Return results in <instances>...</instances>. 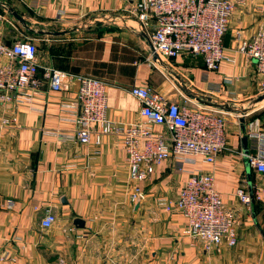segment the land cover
<instances>
[{
    "label": "crops",
    "instance_id": "0c3cea01",
    "mask_svg": "<svg viewBox=\"0 0 264 264\" xmlns=\"http://www.w3.org/2000/svg\"><path fill=\"white\" fill-rule=\"evenodd\" d=\"M234 1L223 44L235 62L223 61L218 71H207L201 56L151 57L148 35L132 12L136 0H0V35L7 43L29 31L38 33L40 79L30 100L0 107V119H17L0 130V254L9 252L16 259L7 264H264V176L248 170L242 142L248 131L264 135V107L246 108L262 94L255 61L237 51L239 34L250 37L264 27V0ZM4 5L27 26L17 24ZM48 67L103 78L108 116L120 125L143 122L165 131L141 115L139 101L128 91L132 85L151 86L180 102L185 86L249 114L242 122L232 117L239 113L223 111L227 145L215 164L197 159L181 171L175 160L157 165L140 183L146 196L136 209L122 136L106 135L99 144L94 137L88 144L79 142L78 84L53 91ZM248 149L253 151L250 139ZM195 173L213 175L226 207L235 211L234 247L223 242L205 250L185 233L180 210H166L165 202L177 199ZM239 188L252 196L249 205L236 195ZM8 199L14 200L11 208ZM48 209L58 220L42 229ZM76 217L85 227L73 224Z\"/></svg>",
    "mask_w": 264,
    "mask_h": 264
},
{
    "label": "built area",
    "instance_id": "2783aa9c",
    "mask_svg": "<svg viewBox=\"0 0 264 264\" xmlns=\"http://www.w3.org/2000/svg\"><path fill=\"white\" fill-rule=\"evenodd\" d=\"M264 8V7H263ZM6 9V8H5ZM235 10L234 0H136L132 12L151 43V57L157 61L186 54L201 56L207 71H218L223 61L235 62L225 54L224 36ZM0 18L2 16L0 15ZM237 51L254 60L259 75V89L264 93V27L250 37L237 36ZM38 44L24 36L7 43L0 35V107L17 104L32 97L40 85ZM46 76L53 91L64 90L77 82L76 139L84 144L92 137L100 143L106 135H121L127 153L129 177L134 183L131 200L142 201L146 193L140 183L147 180L162 162L175 160L178 170L200 159L213 165L226 148V117L223 111L193 104L188 99L175 101L151 86L132 85L128 91L140 103L141 115L148 123L164 127L156 131L143 122L120 125L108 116L107 82L92 74L65 73L48 67ZM249 113L239 114L247 117ZM16 117L0 119V130L16 123ZM253 151L244 156L250 167L264 176V135L248 131ZM236 195L249 205L252 196L245 188ZM260 199L261 196H255ZM8 199L7 206L13 207ZM168 211L180 210L186 220L185 233L201 243L205 250L223 242L238 243L236 213L226 207L211 174L195 173L182 186L177 199L165 202ZM58 218L48 209L41 228L49 229ZM9 252L0 254V263L15 262Z\"/></svg>",
    "mask_w": 264,
    "mask_h": 264
},
{
    "label": "water",
    "instance_id": "95a60500",
    "mask_svg": "<svg viewBox=\"0 0 264 264\" xmlns=\"http://www.w3.org/2000/svg\"><path fill=\"white\" fill-rule=\"evenodd\" d=\"M4 7L21 23H23L25 26H27L26 20L14 9L10 8L9 5H4ZM154 59H158L157 55H154ZM182 90L184 93V96L188 99L191 100H195L198 104L202 105V106H208V107H212L214 109H217L219 111H234L235 113H239V114H245L247 112V109H238V108H233L231 106H229L228 104H219V103H215L213 102L209 97L206 96H202V95H198L192 91H190L187 87L182 86ZM264 99V94H262L261 96H259L256 99L257 101L263 100ZM241 121L245 122V118L241 117ZM245 125H243V130L245 131ZM242 142H243V148H244V153H248L249 149H248V144H249V138L247 135H244V137L242 138ZM248 170L250 171V166L248 165ZM250 184H251V179H250ZM65 203V202H64ZM141 203V200L138 199L136 201V209L139 208ZM73 224L77 227V228H83L85 227V221L79 217H76L73 220Z\"/></svg>",
    "mask_w": 264,
    "mask_h": 264
},
{
    "label": "rangeland",
    "instance_id": "374dc122",
    "mask_svg": "<svg viewBox=\"0 0 264 264\" xmlns=\"http://www.w3.org/2000/svg\"><path fill=\"white\" fill-rule=\"evenodd\" d=\"M14 20L16 21L17 24L20 25L21 22L18 21L15 17H14ZM26 34H28L30 37L35 38L36 39V42H37L38 33L36 31H29ZM260 94H264V93L260 92ZM181 98H182L181 99L182 102L185 101V97L184 96L181 95ZM254 99L249 100L248 102H246V104H245L246 105V108H251V109L254 108L255 109L256 107L257 108L264 107V104H261L262 100L256 102V100L254 101ZM232 117H234L235 119H239V117L236 116V115H232Z\"/></svg>",
    "mask_w": 264,
    "mask_h": 264
}]
</instances>
